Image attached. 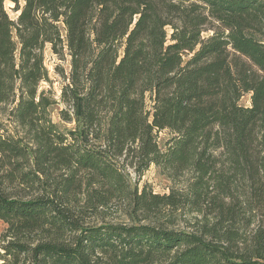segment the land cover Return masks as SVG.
<instances>
[{"label": "trees", "instance_id": "trees-1", "mask_svg": "<svg viewBox=\"0 0 264 264\" xmlns=\"http://www.w3.org/2000/svg\"><path fill=\"white\" fill-rule=\"evenodd\" d=\"M0 221V264H264V0H0Z\"/></svg>", "mask_w": 264, "mask_h": 264}, {"label": "rangeland", "instance_id": "rangeland-1", "mask_svg": "<svg viewBox=\"0 0 264 264\" xmlns=\"http://www.w3.org/2000/svg\"><path fill=\"white\" fill-rule=\"evenodd\" d=\"M5 8L11 18H15L16 11H13L14 5L10 1H6L4 3ZM44 62L48 68L49 76H50V82L46 81L41 84V87L47 89H51V91L54 92L56 99L60 96V88L61 84L63 82V77L59 75L56 71V67H63V69H67L68 67V61L63 59H58V57L52 52L51 47L49 44L45 45L44 50ZM249 94H244L239 100L240 103L244 106H250V99ZM64 107V105H61L60 103H57L52 108L51 117L52 120L55 122H61L59 118V111ZM62 123V122H61ZM168 136L167 131L159 133V142L161 143L166 137ZM132 181L137 182L139 181V186L146 185L151 190H153L156 193L160 194H166L169 189L168 187L172 185L171 181L160 171V169L152 164L149 169H147L142 175L140 180L138 179V176L136 177L133 173L131 174ZM108 212L109 215H106V220H114V221H128V219H122L120 216V212L116 211V208L110 209ZM169 228L176 229V230H190V226L193 224L194 220L191 216H188L187 214H182L180 212L176 213L175 216L168 221H164ZM6 228V225L3 224L0 221V235L4 232ZM3 244L2 239L0 238V246ZM2 252V249L0 247V253ZM2 261L0 260V263Z\"/></svg>", "mask_w": 264, "mask_h": 264}]
</instances>
